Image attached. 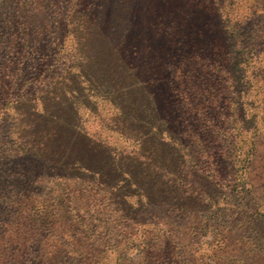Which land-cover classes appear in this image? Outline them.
I'll use <instances>...</instances> for the list:
<instances>
[{
	"label": "trees",
	"instance_id": "obj_1",
	"mask_svg": "<svg viewBox=\"0 0 264 264\" xmlns=\"http://www.w3.org/2000/svg\"><path fill=\"white\" fill-rule=\"evenodd\" d=\"M75 6L81 13L70 14L66 25L90 28L77 41L100 52L95 60L86 52L53 87L69 102L46 122L58 142H72L64 145V162L52 165L91 186L101 187L106 176L113 192L128 186L137 202L163 195L178 210L220 215L240 207L244 190L227 181L239 176L240 142L254 133L253 80L264 49L256 45L260 35L239 19L235 0H77ZM228 89L234 134L224 126L232 115L218 109L228 104Z\"/></svg>",
	"mask_w": 264,
	"mask_h": 264
},
{
	"label": "rangeland",
	"instance_id": "obj_2",
	"mask_svg": "<svg viewBox=\"0 0 264 264\" xmlns=\"http://www.w3.org/2000/svg\"><path fill=\"white\" fill-rule=\"evenodd\" d=\"M75 2L0 0V264H264V55L253 80L254 133L240 142L239 176L227 181L244 190L241 206L220 215L178 210L163 195L137 202L128 186L113 192L106 176L104 185L91 186L51 163L64 162L72 142H58L46 122L69 102L53 87L98 50L77 41L90 28L66 25L81 13ZM235 6L264 49V0ZM224 93L228 104L218 109L232 115L224 126L234 134L233 93Z\"/></svg>",
	"mask_w": 264,
	"mask_h": 264
}]
</instances>
